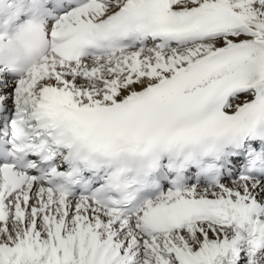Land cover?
Wrapping results in <instances>:
<instances>
[{
    "label": "snow or ice",
    "instance_id": "obj_1",
    "mask_svg": "<svg viewBox=\"0 0 264 264\" xmlns=\"http://www.w3.org/2000/svg\"><path fill=\"white\" fill-rule=\"evenodd\" d=\"M0 264H264V0H0Z\"/></svg>",
    "mask_w": 264,
    "mask_h": 264
}]
</instances>
